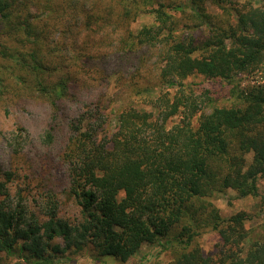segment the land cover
<instances>
[{"label":"trees","instance_id":"1","mask_svg":"<svg viewBox=\"0 0 264 264\" xmlns=\"http://www.w3.org/2000/svg\"><path fill=\"white\" fill-rule=\"evenodd\" d=\"M142 15L152 21L135 28ZM263 64L264 0H0V110L47 107L43 141L60 142L30 163L21 132L6 137L0 258L87 249L125 262L156 244L171 253L157 264H264V223L214 201L231 188L264 203V82L240 80ZM195 76L224 81L226 100ZM32 190L44 216L28 214ZM206 232L219 238L211 254Z\"/></svg>","mask_w":264,"mask_h":264},{"label":"rangeland","instance_id":"2","mask_svg":"<svg viewBox=\"0 0 264 264\" xmlns=\"http://www.w3.org/2000/svg\"><path fill=\"white\" fill-rule=\"evenodd\" d=\"M152 21L150 15H142L134 23L135 28H139L144 23ZM193 82H196V86L199 90L209 89L211 93L217 97L220 101H225L229 94V86L219 79L203 80L201 76H195L192 78ZM241 86L248 87L249 84L264 82V64L261 68L251 74H242L240 77ZM109 94H112V88L109 90ZM126 103L124 99H116L113 102L112 107L118 108L121 104ZM78 105H72L70 110L76 112ZM111 107V106H110ZM49 112L48 108L36 104H28L23 107H10L8 111L0 110V166L9 169L13 164L10 162L11 147L7 143L6 137L11 138L13 135L19 134V138L22 146H24L22 153L30 159V163H33L47 152L55 154L60 145L59 140L55 141L51 145L44 143V133L49 124ZM25 171H22L24 173ZM63 173H59L58 185L56 186V192L60 194V200H63L62 195L64 181L61 180ZM23 184L22 178L15 181L13 184V197L17 200L16 187L18 183ZM259 186L264 193V180H259ZM38 192L32 190L26 195L23 203L27 205L29 210L28 214L32 212L36 216H44V208L42 205L41 197ZM215 204L220 209L223 216H229L237 211H247L252 219L247 224L248 226L256 227L264 223V203L260 202L257 197H239L234 190L227 188L222 192H218L214 198ZM61 213L67 217H75L78 214V209L72 203L61 204ZM59 241L55 240V242ZM219 238L214 232H206L200 238V242L203 246L205 253H214L218 249ZM63 244V243H61ZM0 258V264H15L22 262L17 255L7 256L2 253ZM171 259L170 251H163L159 245H147L144 244L140 250L129 260L121 262L113 256H106L100 258L99 261L95 260V256L90 250H83L81 252L66 251L63 256L57 255L50 264H157L166 263ZM22 264H27L22 262Z\"/></svg>","mask_w":264,"mask_h":264}]
</instances>
